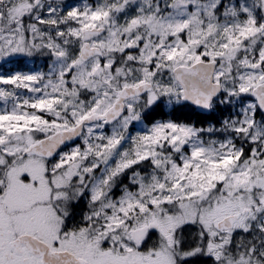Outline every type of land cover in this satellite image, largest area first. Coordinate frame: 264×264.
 Segmentation results:
<instances>
[{"label": "snow or ice", "instance_id": "6c2138e0", "mask_svg": "<svg viewBox=\"0 0 264 264\" xmlns=\"http://www.w3.org/2000/svg\"><path fill=\"white\" fill-rule=\"evenodd\" d=\"M0 264H264V0H0Z\"/></svg>", "mask_w": 264, "mask_h": 264}]
</instances>
